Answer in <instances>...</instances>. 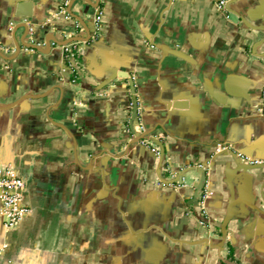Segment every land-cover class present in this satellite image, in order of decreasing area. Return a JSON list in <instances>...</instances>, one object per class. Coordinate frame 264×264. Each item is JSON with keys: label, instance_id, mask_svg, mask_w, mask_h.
I'll use <instances>...</instances> for the list:
<instances>
[{"label": "crops", "instance_id": "obj_1", "mask_svg": "<svg viewBox=\"0 0 264 264\" xmlns=\"http://www.w3.org/2000/svg\"><path fill=\"white\" fill-rule=\"evenodd\" d=\"M72 1L0 0V264H264V0Z\"/></svg>", "mask_w": 264, "mask_h": 264}, {"label": "built area", "instance_id": "obj_2", "mask_svg": "<svg viewBox=\"0 0 264 264\" xmlns=\"http://www.w3.org/2000/svg\"><path fill=\"white\" fill-rule=\"evenodd\" d=\"M218 9H222L224 1L216 4ZM100 14L98 13L93 19L95 30L99 28ZM76 43L71 42L62 46L64 56L69 62L70 68L76 67V58L74 56ZM156 154L158 151L152 149ZM24 189V183L11 167H0V212L6 219V228L13 230L26 215L27 211L21 206V195ZM211 195L209 191H202L200 195V205ZM202 214H204L202 210Z\"/></svg>", "mask_w": 264, "mask_h": 264}, {"label": "water", "instance_id": "obj_3", "mask_svg": "<svg viewBox=\"0 0 264 264\" xmlns=\"http://www.w3.org/2000/svg\"><path fill=\"white\" fill-rule=\"evenodd\" d=\"M75 1H77V0H73V1L71 2V4H72L73 2H75ZM80 1H84V2H86V3H89L88 0H80ZM89 4H90V3H89ZM90 5H91V4H90ZM21 28L24 29V32H25V38H26V36L28 35V29H26L25 26H21ZM89 39H90V37H89V33H88V35H87V39H80V38H77V37H73V38H71V39H67V40H65L63 43H57V42L54 41L53 39H50L49 41H50V42H53L54 44H57V45H59V46H62V45H66V44L71 43V42H88ZM21 47H24L25 49H31V50H36V51H39V52H40V50L38 49V47H37L36 45H34L33 43H24L23 41H21L20 43H18V44L16 45V50L19 51ZM130 83L133 84V82H130ZM134 110H136V107H135ZM204 182H205V179L202 180V183H201L200 187L198 188L199 191H202V190H203ZM195 200H196V202H197V195L195 196Z\"/></svg>", "mask_w": 264, "mask_h": 264}]
</instances>
